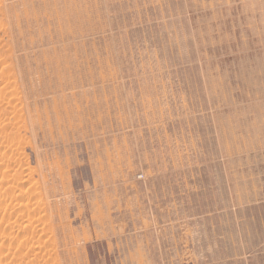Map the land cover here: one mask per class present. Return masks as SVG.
Here are the masks:
<instances>
[{
	"label": "rangeland",
	"instance_id": "374dc122",
	"mask_svg": "<svg viewBox=\"0 0 264 264\" xmlns=\"http://www.w3.org/2000/svg\"><path fill=\"white\" fill-rule=\"evenodd\" d=\"M0 92V264H264V0H0Z\"/></svg>",
	"mask_w": 264,
	"mask_h": 264
},
{
	"label": "bare ground",
	"instance_id": "6f19581e",
	"mask_svg": "<svg viewBox=\"0 0 264 264\" xmlns=\"http://www.w3.org/2000/svg\"><path fill=\"white\" fill-rule=\"evenodd\" d=\"M5 77H6V75H5ZM7 78H8V79H7ZM7 78H4V79H5V80H6V79H7V80H10L9 77H7ZM2 82H3V81H2ZM7 82H8V81H7ZM12 82H13V81H12ZM12 82H11V84H12ZM3 83H4V82H3ZM9 84H10V83H9ZM12 85L15 86L14 83H13ZM4 86H5V85H4ZM15 87H16V86H15ZM4 88H5V87H4ZM4 88H3V89H4ZM16 88H17V87H16ZM13 90H16V89L13 88V89H12V92H13ZM0 93H1V92H0ZM3 93H4V92H3ZM18 93H19V92H18ZM18 93H17V94H16V93H15V94L12 93V94L15 96V95H18ZM0 96H1V94H0ZM10 96H12V95L10 94ZM19 96H20V95H19ZM17 97H18V96H17ZM17 97H15V99H16ZM20 97H21V96H20ZM20 97H19V98H20ZM10 98H11V97H10ZM12 99H14V98H11V100H12ZM7 100H10V99H7ZM14 101H15V103H17L16 101L19 102L20 100L17 99V100H14ZM40 124H41V123H40ZM61 175H62V174H61ZM27 202H29V201H27ZM25 206H26V205H25Z\"/></svg>",
	"mask_w": 264,
	"mask_h": 264
}]
</instances>
